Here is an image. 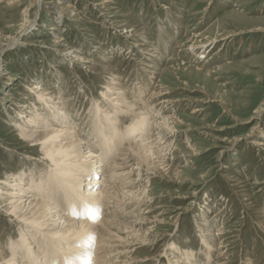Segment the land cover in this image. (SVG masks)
I'll list each match as a JSON object with an SVG mask.
<instances>
[{"label": "rangeland", "instance_id": "1", "mask_svg": "<svg viewBox=\"0 0 264 264\" xmlns=\"http://www.w3.org/2000/svg\"><path fill=\"white\" fill-rule=\"evenodd\" d=\"M57 1L0 0V187L10 174L52 172L12 123L36 88L62 91L83 123L93 102L101 115L110 106L111 65L119 88H146L138 107L165 93L150 105L167 99L158 118L175 123L170 168L142 174L150 246L131 257L170 264L172 251L196 253L208 220L223 233L224 262L264 264V0H62L66 12L52 9ZM12 216L0 210V249L30 226Z\"/></svg>", "mask_w": 264, "mask_h": 264}, {"label": "bare ground", "instance_id": "2", "mask_svg": "<svg viewBox=\"0 0 264 264\" xmlns=\"http://www.w3.org/2000/svg\"><path fill=\"white\" fill-rule=\"evenodd\" d=\"M36 3L40 8L41 0ZM63 4L58 0L52 9L73 11ZM72 59L81 61L78 54ZM104 68L112 76L113 84H109L114 85H106L109 91L104 96L110 106L104 115L97 112L101 107L98 100L92 101L87 112L89 119H83L82 123L79 111L71 110L62 91H46L38 86L35 101L25 102L27 111H20L24 121L13 119L19 137L42 148L52 172L10 174L8 181L1 183L0 210L30 226L25 224V235L17 240L14 235V240L0 249V264L145 263L146 260L131 257L136 248L150 246L146 237L149 228L144 229L151 220L148 215L154 210L150 209L152 198L142 185V174L150 180L160 170L170 168L168 153L175 146L171 141L175 137L174 118L170 115L167 120L158 118L169 106H165L167 99L150 105L154 96L158 98L165 93L155 89L147 102L138 107L146 92L143 84L131 93L126 92L116 83L120 79L116 69L112 70L111 65ZM122 115L125 121L121 120ZM87 148L91 150L83 161L82 152ZM135 169H138L136 179H140L130 180ZM93 214L99 215L100 221H88ZM152 221L162 223L158 216ZM205 227L208 228L200 227L203 232L200 250L183 255L178 250L172 251L168 255L176 257L170 264H199V261L210 264L211 249L218 252L213 264H227L223 233L208 220ZM112 255L120 260L112 261ZM156 259L159 261L161 257Z\"/></svg>", "mask_w": 264, "mask_h": 264}, {"label": "snow or ice", "instance_id": "3", "mask_svg": "<svg viewBox=\"0 0 264 264\" xmlns=\"http://www.w3.org/2000/svg\"><path fill=\"white\" fill-rule=\"evenodd\" d=\"M91 220H92V222H98V219H99V216L98 215H95V216H91V217H89Z\"/></svg>", "mask_w": 264, "mask_h": 264}]
</instances>
